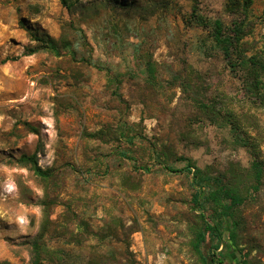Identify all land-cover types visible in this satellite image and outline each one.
<instances>
[{"label": "rangeland", "instance_id": "374dc122", "mask_svg": "<svg viewBox=\"0 0 264 264\" xmlns=\"http://www.w3.org/2000/svg\"><path fill=\"white\" fill-rule=\"evenodd\" d=\"M231 1L0 0V263L41 237L40 264H213L192 178L217 177L246 199L219 264H264V70L244 64L264 63V0ZM215 20L244 28L229 55ZM32 32L67 47L25 55Z\"/></svg>", "mask_w": 264, "mask_h": 264}, {"label": "trees", "instance_id": "16d2710c", "mask_svg": "<svg viewBox=\"0 0 264 264\" xmlns=\"http://www.w3.org/2000/svg\"><path fill=\"white\" fill-rule=\"evenodd\" d=\"M193 2V12L197 9V2L198 0H191ZM231 1V0H230ZM249 1V0H248ZM62 4L66 6L67 9H70V4L68 0H62ZM230 4L234 6V1H231ZM213 38L215 43L222 49L225 55H229V51L231 48L237 49L239 44L241 43L242 38L244 37V28L239 24H234L235 29L232 36H225L223 33V26L221 21L215 20L213 22ZM31 38L34 42L37 43L36 46H32L26 49L25 55L34 54L40 50H46L55 56L61 55V49L66 48L67 44L63 42L60 44L56 40L50 38L48 35L39 32H32ZM249 67V70L254 71L252 72L254 76L257 75V71L264 70V63L261 62L256 57H250L247 61H244ZM256 71V72H255ZM256 89V86H254ZM231 126L230 129L233 131L234 134H237V130L239 129V125L235 123H229ZM247 149L249 145L244 141L243 144ZM248 149V150H249ZM250 154L253 157V161L251 164V168L254 173V178L257 181L256 185L259 184L262 178V165L261 161L255 156L251 149L249 150ZM126 155L125 153H122ZM185 160V165L183 168L176 169L172 166H165V169L170 172H187L188 174L192 172V165L191 163ZM18 162L27 165L30 167L32 172L39 178L43 180H48L52 176L51 169H43L37 160L36 154L26 155L23 154L19 157ZM137 169V167H135ZM139 169L143 171L149 172V166H142ZM206 181L208 182H200L196 180V178H192V185L195 188V192L193 195L194 205L196 209L199 211V217L202 223V229L197 235V245L205 242L207 237L209 236L211 240V244L209 247V254L211 256V262L213 264H219L220 258L229 259V255H227L223 249L219 250L220 245H226V248H230L231 250L234 247L238 246L237 239H238V229H239V214L237 209L243 204L246 200L240 193L232 187L227 186L221 179L215 178H208ZM257 186H254L253 189L256 190ZM231 203L234 206V210L229 214H225L224 211L226 210L227 205ZM211 204L213 205V209L215 210V214L213 215V220H208L205 210L206 205ZM230 222V228L228 230H223L222 225L223 223ZM41 237L32 241V252H33V264H40L43 255V248L42 243L40 242ZM238 263H241L240 260H237ZM4 264V263H0Z\"/></svg>", "mask_w": 264, "mask_h": 264}]
</instances>
